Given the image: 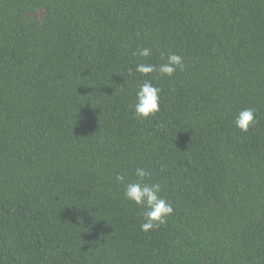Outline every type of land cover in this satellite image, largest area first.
Instances as JSON below:
<instances>
[{
    "label": "trees",
    "instance_id": "16d2710c",
    "mask_svg": "<svg viewBox=\"0 0 264 264\" xmlns=\"http://www.w3.org/2000/svg\"><path fill=\"white\" fill-rule=\"evenodd\" d=\"M138 166L174 209L147 233ZM0 264H264V0H0Z\"/></svg>",
    "mask_w": 264,
    "mask_h": 264
},
{
    "label": "clouds",
    "instance_id": "9594fccd",
    "mask_svg": "<svg viewBox=\"0 0 264 264\" xmlns=\"http://www.w3.org/2000/svg\"><path fill=\"white\" fill-rule=\"evenodd\" d=\"M134 55L147 59L153 55V49L151 46H139ZM159 55L163 62L158 65L143 62L135 65V72L140 75L142 83L137 86L135 100L129 107L132 110V116L138 120L154 117L161 110L162 89L153 83V78H149L151 74H157L155 79L160 77L170 79L178 69L183 71L185 67L184 58L180 54L161 51ZM131 71L130 69L129 74ZM124 86L122 84L121 90ZM233 123L241 132H248L256 123V109L252 107L240 109ZM133 176L134 179L126 181L124 174L117 173L114 179L124 185L123 198L137 206L143 220L140 230L147 233L165 224L174 209L172 203L161 195L162 184L151 179L152 173L147 168L136 167Z\"/></svg>",
    "mask_w": 264,
    "mask_h": 264
}]
</instances>
